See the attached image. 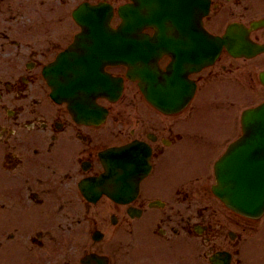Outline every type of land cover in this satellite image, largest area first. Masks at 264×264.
<instances>
[{
	"label": "flooded vegetation",
	"instance_id": "obj_1",
	"mask_svg": "<svg viewBox=\"0 0 264 264\" xmlns=\"http://www.w3.org/2000/svg\"><path fill=\"white\" fill-rule=\"evenodd\" d=\"M85 1L0 0V263L201 264L203 254L234 245L210 194L209 163L234 129L165 114L130 79L118 100L97 99L108 110L101 122L79 120L52 100L44 68L83 33L72 14ZM102 1L114 6L116 26L118 7L131 0ZM211 1L205 24L216 34L264 16V0ZM251 37L264 41V28ZM249 61L223 49L191 77L249 84ZM135 140L151 148V170L123 202L93 180L105 172L107 149Z\"/></svg>",
	"mask_w": 264,
	"mask_h": 264
},
{
	"label": "water",
	"instance_id": "obj_2",
	"mask_svg": "<svg viewBox=\"0 0 264 264\" xmlns=\"http://www.w3.org/2000/svg\"><path fill=\"white\" fill-rule=\"evenodd\" d=\"M127 18L129 22L131 16L127 15ZM124 47L121 46L122 50L118 55H125ZM122 61L131 65L130 59ZM70 81L71 79H64L63 85H70ZM58 85L61 86L62 82ZM56 95H59L57 98L67 97L65 94ZM168 96L172 99L179 98L177 94ZM243 119V136L230 145L228 152L216 164V191L236 210L258 216L264 210V102L245 110Z\"/></svg>",
	"mask_w": 264,
	"mask_h": 264
},
{
	"label": "rangeland",
	"instance_id": "obj_3",
	"mask_svg": "<svg viewBox=\"0 0 264 264\" xmlns=\"http://www.w3.org/2000/svg\"><path fill=\"white\" fill-rule=\"evenodd\" d=\"M204 96L207 98L202 100V101H198V102L201 104H205L206 102L209 101L208 103L210 104L211 100L209 99V95L208 94L206 95V92H205ZM263 98H264V91L258 90V88L256 90H249V91L243 92V93H235L231 97V105L227 109L220 108V109L212 110L211 112L208 113V115H206L205 119L215 121L216 123H208V122H206V123L216 124V125L224 124V123H231V121L235 120V115H237L238 113L240 114L241 110H239V107H241L243 105L249 106V105L257 104L260 101H262ZM219 100H220V98L218 96H216L215 101H219ZM205 107H206V104H205ZM199 109H200V107H196L195 110L190 112V116L192 114H194L195 112H198ZM199 158L200 159L204 158V155L201 152H200ZM224 219L229 220L226 217ZM262 221L264 222V218H261L254 223H256L257 225H260V224L263 225L264 223L262 224ZM250 229L251 230H248L251 233H249L250 236H249L247 244L250 246V250L253 252H251L248 248L247 254H248V257H251V255L253 253L255 261H249L248 260V264H264V247L257 248V245L254 243V240H253L257 236V235H255L256 234L255 231H256L257 227H255V228L251 227ZM254 249H256V250H254ZM24 257L27 261L28 249L26 250ZM16 259H17L16 256H10L7 259V263L11 264Z\"/></svg>",
	"mask_w": 264,
	"mask_h": 264
}]
</instances>
